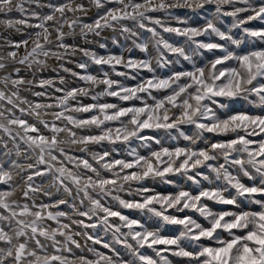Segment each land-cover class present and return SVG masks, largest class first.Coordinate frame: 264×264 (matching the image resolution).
Masks as SVG:
<instances>
[{
  "label": "snow or ice",
  "instance_id": "6c2138e0",
  "mask_svg": "<svg viewBox=\"0 0 264 264\" xmlns=\"http://www.w3.org/2000/svg\"><path fill=\"white\" fill-rule=\"evenodd\" d=\"M114 4L115 7L106 8L105 4ZM216 5V13L223 16L233 17V28L241 29L247 37H252L264 43V28L255 30L245 27L250 21L260 20L264 22V0H260L259 6H254L250 0H89V4L94 5L98 10L103 9V14H98L92 23L83 22L77 13H87V7L83 0L79 3L76 0H67L60 5L49 4L51 14L42 17H36L40 20L38 24L28 25L35 27L39 31L34 33L35 39L32 40L31 50L27 51L29 40L24 39L15 42L11 46L19 49L21 45L25 47L26 54L17 59V51H9L7 56L0 55V70L7 69L4 62L10 59L14 64L29 67L32 64L43 65L39 56H55L61 59L59 52H54L49 47L54 45L56 48L68 50L65 43V37L74 34L76 28H79L81 34L86 35L93 32L100 34L104 28H114L119 26L124 33L131 37H137L138 33L132 28L124 25L123 21H132L140 29L150 33V38L137 43L133 39V45L145 54L149 53V43H152L159 53L158 64L165 67L173 61H169L164 56V51L172 54L179 63L180 58L191 62V56L185 51L184 46H174L161 37L155 26H159L165 33H175L186 38V43L195 45L194 51L206 50L208 52L220 51L219 56L209 61L204 66L192 64L191 70L176 71L173 70L166 77L153 75L135 87H126L118 84L117 81L108 78V72H104V79H97L91 74L79 75V79L92 84H103L105 90L100 95L116 97L120 101L139 100L143 106L120 107L114 103H93L89 105H79L73 107L71 100H77L78 96L88 95L85 88H73L71 90L56 88L55 91L63 93L62 96L53 97L51 93L35 92L34 96L54 99L55 103L42 104L32 103L26 99H21L19 89L21 85L32 84V81H25L19 77L20 69L16 68L17 78L9 72L0 77V83L5 87L10 83L16 91L6 95L5 91L0 90V130H3L12 141L13 148L0 152V264H74L63 255H39L37 250L43 251L44 245L39 237H44L52 241V246L58 252L72 249L69 245L80 248L81 245L73 238L68 231L69 224L61 223V218L71 220L65 211L50 209H59L61 205L66 206L73 214L84 217L88 221L96 218V222L85 223L84 219L72 220L84 229L97 228L98 224L104 226L105 231H112L116 243L122 244L131 251L140 264H155L150 257L140 254L138 249L145 246L153 248L155 245L178 246L180 238L185 237L192 241H200L201 238L213 240L218 245L216 247L200 246L197 253L186 251L180 248L175 255L189 257L201 264L199 258L203 257L202 264H264V199H256L257 195L264 196V115L249 114L246 112H237L226 114L220 118L213 108L209 107V102L213 105L218 103L217 98L224 97L229 99L247 98L254 95L258 100V107L264 109V47L254 48L243 52L230 51L224 44L216 42L198 41L195 38L204 35L215 34L220 40L230 42L239 47L241 41L234 39L233 36L222 31L212 19L206 20L202 27H171L165 26L164 22L151 15L161 11H167L174 7H188L192 9H202L208 4ZM237 3H243L246 7H234ZM11 0H0V12L11 11ZM74 5V6H73ZM233 6V10H222V6ZM18 11H24L22 3L16 5ZM59 13V17L56 14ZM67 13H72L69 18ZM240 13H250L245 18H240ZM35 15V14H33ZM179 23H186L177 18ZM51 21V24L47 22ZM148 21L154 27H148L144 22ZM26 23V20L18 21ZM67 26L69 31L63 29ZM33 34H29V38ZM54 36V39H53ZM42 41V42H41ZM104 47V45H100ZM75 51V49H73ZM84 55L90 56L96 65H108L113 71L117 65H122L126 69L133 71L146 70L149 73L154 72L151 63V57L148 59L128 58L125 60L123 55L97 56L84 50ZM81 69H86L87 65L81 63L78 65ZM68 71V69H65ZM118 76L127 75L125 72H116ZM63 83V80H61ZM51 80H40L39 86L51 85ZM117 90H113V86ZM153 91L163 92L162 96L153 95ZM146 94L152 103H148L140 94ZM13 97L16 99L14 100ZM97 97L93 96V100ZM11 105L10 109L4 107V102ZM18 101V103H17ZM22 105H27L25 108ZM220 107H224L220 104ZM60 109L50 113H41L42 109ZM13 109L18 110L21 115L16 116ZM109 110H112L109 112ZM175 110L170 116L169 113ZM9 115H5V112ZM72 112L98 113L90 118L80 119L69 114ZM35 116L39 125L51 133L46 135L41 131V127L35 123H29L23 116ZM43 115H51V121L42 118ZM102 117V118H101ZM128 118L126 121L122 118ZM7 121V123H4ZM61 121L63 126L57 124ZM119 121L121 127L113 129L107 126V122ZM207 121V122H204ZM182 124L194 125L199 130L197 138H202L203 133H212L216 136L228 137L212 142L205 139V147H162L159 151H152L149 156L135 155L132 160L117 159L109 161L107 158L110 152L105 150L103 153H94L93 161L99 166L111 173V177L102 176L97 167H94L89 160L82 157L71 155L69 150L62 147L63 144L69 146L83 145L80 151H87L89 144H101L107 142L114 144L116 142L127 143L131 138L140 136L144 129L148 128H177ZM19 130L12 135L13 128ZM95 126L100 129L99 135H78L74 128H88ZM131 126V127H129ZM64 133L66 139L61 140L60 134ZM17 137L26 146L25 159L35 157L34 163H28L26 166L11 160V153L15 151L20 155L21 144L17 142ZM253 137H260L259 140ZM185 140L190 141L191 145H196L197 141L189 136H184ZM3 147L7 149V142H3ZM31 153V155H29ZM5 157H8L5 160ZM218 157L223 158V163L214 166L210 161H216ZM166 158V159H165ZM177 161L179 163L177 164ZM72 165L69 168L68 165ZM119 167V171L115 168ZM205 166L216 173L219 180L221 173L227 185L235 189L237 195L245 197L252 204L258 205V210L245 211L241 209L238 212L221 211L212 212L203 200L215 201L224 205H237L235 197L226 198L224 191L227 188L217 187L215 189H202L198 194L189 191L180 190L176 194H152L144 195L150 190L146 187L137 189L142 195V201H128L122 199L119 195H112L113 191L123 190L124 184L130 182H141L149 177H164L169 173H183L189 180L198 184L189 172L198 167ZM236 166L238 171L253 181L251 185H246L232 175L228 168ZM255 170L259 177V184L255 183L256 177L250 174L248 168ZM83 173L73 171L72 169H81ZM19 170L20 173H28L24 180L23 198L32 203H20L12 200L19 185L13 183V173ZM132 170V171H125ZM93 175H88L87 173ZM123 173V174H122ZM196 172V176H201ZM50 176L57 193L60 189L67 196L71 197V202L67 199H58L52 203L40 202L33 199L34 195L43 192V195L51 197L50 190L42 189L40 184H36V177ZM204 179H208L207 176ZM71 185V187L69 186ZM73 187L75 196H73ZM92 193H96L101 198L111 196L119 205L125 209L146 210L147 213L159 218L166 224L180 225L183 231L180 237L165 238L158 231L148 230L139 220L130 219L120 211L113 210L105 206L100 199H95ZM82 194V196H81ZM79 199L83 205L84 199H87L91 207L86 210H78L75 201ZM158 205V207H157ZM173 209L176 213L185 212V210H195L200 213L207 221L209 226L204 227L191 216L185 215L179 217L174 214H168V210ZM97 212L103 213V216H97ZM31 217V219H27ZM118 217L121 221L119 225H113L109 218ZM46 220L56 221L58 227L49 230L45 228ZM122 228H127V232H122ZM218 230L227 232L228 239H222ZM236 230V231H234ZM80 235V233H76ZM83 235L93 244H101L102 241L90 235L85 231ZM57 236L63 237V243L57 239ZM123 237V239H121ZM129 238L135 242L136 247L129 243ZM35 247H31L33 244ZM59 246V247H57ZM104 248H109L108 243H103ZM94 252L97 259L95 261L80 258L79 264H114L112 257L103 253L96 252L95 249H89ZM118 255V254H117ZM159 255V252H157ZM31 257L32 259H29ZM123 264V262H121Z\"/></svg>",
  "mask_w": 264,
  "mask_h": 264
},
{
  "label": "rangeland",
  "instance_id": "374dc122",
  "mask_svg": "<svg viewBox=\"0 0 264 264\" xmlns=\"http://www.w3.org/2000/svg\"><path fill=\"white\" fill-rule=\"evenodd\" d=\"M67 0H11V11L0 12V55L7 56L9 51H17V59L23 57L26 54L25 47L21 45V47L17 50L11 45L15 42H19L24 39L29 40L27 51L31 50L32 40L35 39L34 33L39 31V29L35 27H29L28 25H35L40 22L36 17H42L47 14H51V9L48 7L49 4L52 5H60L66 3ZM77 3L80 0H76ZM85 6L87 7V13H77L82 19L83 22L92 23L95 18H97L98 14H103V9H97L94 5L89 4V0H83ZM18 3H22L24 11H18L16 9V5ZM254 6H259L260 0H250ZM74 6V5H73ZM106 8L115 7L114 4L106 3ZM234 7H246L243 3H237ZM216 5L208 4L205 5L202 9H192L188 7H174L170 8L167 11H161L157 13H151L156 18L161 19L165 26L171 27H202L206 20L212 19L213 22L219 27L222 31H225L233 36L234 39L240 40L241 45L237 47L236 45H232L230 42L222 41L219 37H216L215 34L204 35L201 37H196L195 39L198 41L204 42H216L220 44L226 45L228 50L243 52L246 50H251L254 48L264 47V43L260 40L247 37L241 29L233 28V17L223 16L222 14L216 13ZM222 10L231 11L233 10V6L224 5L222 6ZM35 14V15H33ZM250 13H240V18H245ZM69 18L72 17V13H67ZM59 17V13L56 14ZM177 18L181 21H185L186 23H179ZM26 20V23H19L18 21ZM51 24L52 22H47ZM124 25L132 28L134 31L138 33L137 37H131L128 33L122 32L119 26L114 28H104L100 30V34L96 35L93 32H88L86 35L81 34L79 28H76L74 34L71 36L65 37V43L69 46L68 50L56 48L54 45H50L52 51L59 52L62 56L61 59H57L55 56H39L38 59L43 61V65L32 64L29 67L27 64L20 65L14 64L10 59H6L4 62L7 65V69L0 70V77L7 75L9 72L13 74V78H17V74L15 73V69L19 68V77L24 78L25 81H32V84L21 85L19 89V96L21 99H26L32 103H42L49 104L55 103L54 99H50L47 96L45 97H37L34 96L35 92H47L51 93L53 97L62 96L63 93H58L55 91L56 88H62L71 90L73 88H85L88 90V95L86 96H78L77 100H71L70 104L73 107L79 105H89L93 103H114L120 107H131V106H143L142 102L139 100H130V101H120L116 97H110L107 95H100L105 90V85L103 84H92L90 82H85L78 78V76H73L72 73H77L79 75L91 74L97 77V79H104L103 73L108 72V78L115 80L118 84L126 86V87H135L138 83H141L147 79H150L153 75L159 77H166L171 74L173 70L183 71V70H191L192 64L196 66H204L209 61L215 58V56H219L221 53L219 50L214 52H208L206 50L194 51L195 45L186 43V38L183 36H179L175 33H165L159 26H155L157 31L160 32L161 37L167 42L173 44L174 46H184L185 51L188 55L191 56V62L184 61L180 58L179 63H175L174 61L177 59L172 54H169L164 51V56L167 60L173 61V63H169L165 67H160L158 64L159 53L156 51V48L152 43H149V53L145 54L141 52L139 49L135 48L133 45V39L136 40L137 43L142 42L143 40L150 38L151 34L147 33L144 29H140L138 25H136L132 21H123ZM148 27H154L148 21L144 22ZM245 27H249L251 29L259 30L264 28V22L260 20L250 21ZM65 32H68L69 29L67 26L63 29ZM29 34H33L31 38H29ZM54 39V36H53ZM42 42V41H41ZM104 45L101 47L100 45ZM75 49V51H73ZM84 50L95 53L97 56H108V55H123L125 60L128 58H134L137 60L140 59H148L149 55L151 57L152 67L154 72L149 73L146 70H138L133 71L130 69L124 68L122 65H117L116 70L113 71L112 68L108 65H96L90 56L84 55ZM84 63L87 65L86 69H81L78 67L79 64ZM68 69V71H65ZM116 72H125L127 75L118 76ZM40 80H51V85L39 86ZM63 80V83H61ZM0 90L5 91L6 95H10L11 92L16 91V89L9 83L7 87L4 86L3 83H0ZM113 90H117L116 86H113ZM163 92L153 91V95L162 96ZM147 100L148 103H152V100L146 94H140ZM93 96H96L97 99L93 100ZM15 100L16 98L13 97ZM218 103L213 105L209 102V107L213 108L216 114L220 118H224L226 114H234L237 112H246L249 114L255 115H264V109L258 107V100L254 95H250L247 98H235L229 99L224 97L217 98ZM18 103V101H17ZM220 104H223L224 107H220ZM27 108V105H22ZM4 107L6 109H10L12 106L4 102ZM60 109H42L41 113L44 112H52L59 111ZM112 110H109L111 112ZM13 112L16 116H20L21 113L13 109ZM175 112L169 113L171 116ZM76 118L87 119L90 118L93 114L98 113H85V112H72L69 113ZM5 115H9L6 111ZM29 123H35L37 126L41 127V131H43L46 135H51V133L47 132L43 129L42 125H39L35 116H30L25 113L23 116ZM43 119L51 121L53 117L51 115H43ZM102 118V117H101ZM123 120H127L128 118H122ZM207 122V121H204ZM7 123V121H4ZM57 124L63 126L61 121H57ZM107 126L112 127L113 129L121 127L119 121L107 122ZM13 128L12 135L16 134V131L19 130L21 135H23L22 130L17 129V126H11ZM131 127V126H129ZM74 131L77 132L78 135H99L100 129L95 126L88 128H74ZM198 129L195 128L194 125L182 124L177 128H148L144 129L140 136L146 137L147 139H140L138 137L131 138L127 143L116 142L114 144H109L107 142H103L101 144H89L87 145V151H80L83 145H74L69 146L67 144H63L62 147H65L69 150L71 155L82 157L84 159L89 160L90 163L93 164L94 167H97L102 176L111 177V173L105 171L93 161L92 156L94 153H103V151L107 150L110 152V156L107 158L109 161L123 159V160H132L135 155L149 156L152 151H159L162 147L174 148V147H185L192 146L196 148L205 147L204 140L206 139L209 142V146L212 142H216L218 140L227 139L234 134H229L228 137L224 136H216L212 133H203L202 138H197ZM184 136H189L192 139L197 141L196 145H191L190 141L185 140ZM60 139H66L64 133L60 134ZM255 140H259L260 137H253ZM3 142H7V149L3 147ZM17 142L21 144L20 155L17 156L15 151L11 153V160H15L22 165H27L28 163H34L35 157L32 159H25V152L27 148L23 145L22 141L17 137ZM12 141L9 139L8 135L0 130V152L7 151L12 149ZM31 155V153H29ZM8 157H5L7 160ZM166 159V158H165ZM179 161H177V164ZM208 163L213 164L214 166H219V164L223 163V158L218 157L216 161H210ZM69 168H72V165H68ZM73 171H78L83 173L85 170L83 168L77 170L72 169ZM116 171H119V167L115 168ZM250 174L256 177L255 183L259 184V177L255 174V170L252 168H248ZM132 171V170H125ZM200 172L201 176H196V172ZM228 171L237 176L240 181L246 185H251L253 181H250L247 177L243 176L242 173L238 171L236 166H230ZM88 175H93L92 173H87ZM123 174V173H122ZM28 173H20L19 170H16L13 173V183L19 185L16 189L15 193L11 197L12 200H16L20 203H28L31 205V200H24L23 198V188H24V180L22 176L26 177ZM188 175L193 176L198 184L193 183L192 180L188 179L187 175L183 173H169L164 177H149L141 182H130L124 184L123 190L116 192L113 191L112 195H119L122 199L128 201H142V195L137 192V189L141 187H146L150 191L145 193L144 195H152V194H176L180 190L189 191L193 194H198V192L202 189H215L217 187L227 188V191H224V196L226 198L235 197L237 200V205H224L215 201L203 200L204 203L212 212L219 213L221 211H234L238 212L241 209L245 211H255L258 210L259 206L252 204L245 197L237 195L235 189H232L227 185V182L223 179V173H221V177L218 180L216 178V173L211 169L201 166L193 171L189 172ZM207 176L208 179H204ZM36 184H40L42 189L50 190L52 195L51 197H47L43 195V192H39L34 195L33 199L37 204L40 202L44 203H52L58 199H67L71 202V197L67 196L66 193L63 192V189H60V192L57 193L56 187L53 185L52 179L50 176L48 177H36ZM71 187V185H69ZM73 196H75V188L73 187ZM82 196V194H81ZM93 198L100 199L101 203L105 206L111 207L113 210L120 211L123 215L129 217L130 219H136L141 222L148 230L158 231L162 237L165 238H177L180 237L181 231H183L182 226L180 225H170L166 224L162 220L157 217L152 216L147 213L146 210L142 211L139 209H125L121 207L118 201H115L111 198V196L101 198L96 193H92ZM256 199H264V196L257 195ZM76 208L78 210H86L91 207L90 202L87 199H84L83 205L80 204V200L77 199L75 201ZM158 207V205H157ZM51 211L55 212L57 210L65 211L68 216H71V220L67 218H61V223H66L70 225L68 231L73 235V238L79 242L81 245L80 248H76L74 245H69L72 251H60L58 252L56 248L52 246V241L47 240L44 237H39L41 243L45 246L43 251L37 250L38 254L43 256L47 255H63L69 261H73L74 264H79L80 258L83 257L88 260L95 261L97 259L94 252L89 251V249H95L96 252L103 253L106 256L112 257L114 264H140V261L134 257L130 250L125 248L122 244L116 243L113 238L112 231H105L103 225L97 226V228H89L84 229L76 224L72 223V220H80L84 219L85 223H93L96 222V218L94 217L92 221H88L84 217H79L72 213L70 209L66 206L61 205L59 209L52 208ZM168 214H174L179 217H183L185 215L191 216L198 223H200L204 227H208V221L200 215L199 212L195 210H185L182 213H176L173 209L168 210ZM97 216H103V213L97 212ZM27 219H31L28 217ZM109 222L113 225L121 224V221L118 217L109 218ZM45 228L52 230L58 227L56 221L46 220L44 222ZM87 231L88 234L93 235L94 237L99 238L102 243L101 244H93L92 241L87 240L83 233ZM122 232H127V228H122ZM236 231V230H234ZM220 237L222 239H228L227 232H223L218 230ZM76 233H80V235H76ZM57 239L63 243L64 238L57 236ZM123 239V237H121ZM108 243L110 245L109 248H104L103 243ZM129 243H132L134 247H136L135 242L129 238ZM209 246L216 247L218 246L215 241L208 240L206 238H201L200 241H192L188 238L182 237L178 241V246H166V245H155L153 248H149L145 246L144 248L138 249L140 254L146 255L150 257L155 264H197L196 260H192L189 257H183L179 255H175L174 253L179 251L180 248H183L186 251H190L193 253H197L200 250V246ZM3 245L0 244V247ZM31 247H35L34 243L30 245ZM59 247V246H57ZM159 252V255H157ZM118 254V255H117ZM29 259H32L29 257ZM202 264L203 257L199 258Z\"/></svg>",
  "mask_w": 264,
  "mask_h": 264
}]
</instances>
